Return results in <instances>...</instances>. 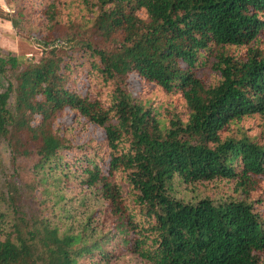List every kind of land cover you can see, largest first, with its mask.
<instances>
[{"label": "trees", "instance_id": "16d2710c", "mask_svg": "<svg viewBox=\"0 0 264 264\" xmlns=\"http://www.w3.org/2000/svg\"><path fill=\"white\" fill-rule=\"evenodd\" d=\"M83 1L89 19L70 14L54 35L61 3L52 0L48 34L35 36L39 61L0 48V147L16 174L20 159L33 158L42 183L62 169L90 196L78 227L63 231L28 212L33 184L7 177L0 264H264V123L254 136L242 126L264 119V0ZM6 2L0 18L19 29L24 13ZM133 75L180 94L186 111L163 118L128 86ZM66 113L104 131L75 171L63 163L74 147L57 124ZM176 179L229 183L234 195L179 199ZM61 210L66 222L76 218Z\"/></svg>", "mask_w": 264, "mask_h": 264}, {"label": "rangeland", "instance_id": "374dc122", "mask_svg": "<svg viewBox=\"0 0 264 264\" xmlns=\"http://www.w3.org/2000/svg\"><path fill=\"white\" fill-rule=\"evenodd\" d=\"M15 4L20 7L24 13V18L20 24L19 29H15L12 23L8 20L0 18V48L4 53L12 52L21 57L39 61L42 56V48L36 43L35 36L40 38L48 34V21L46 19V11L52 0H15ZM60 4L61 15L59 27L56 32L66 30V25H70L69 15L74 22L80 23L89 19L88 4L83 0H58ZM94 2L95 0H91ZM89 1V3H91ZM6 0H0V4L7 10ZM14 17H18L13 14ZM202 74L207 79L211 78V72L207 67L201 69ZM86 71H80L81 77ZM93 86H95L93 84ZM137 95L138 99L152 104L159 109L163 118L171 117L175 112H185L186 105L184 99L180 94H165L162 90L153 84H149L139 77L132 76L128 85ZM84 87V86H82ZM264 119L261 117H253L243 121L242 126L248 129L251 135H259L263 130ZM58 126L61 128V134L73 142L74 147L68 152H64L63 163L71 164L69 168L75 171L80 165H74L85 154H91L93 149L86 148V144L91 139L102 138L104 131L94 125L85 122L82 118H76L73 113H66L63 117L57 120ZM234 129V127H232ZM229 134H224V137ZM71 162V163H70ZM79 164V163H78ZM35 159H20L18 161V173L14 171L12 164V155L5 143L0 147V188L5 183L7 177L14 176V180L20 186L24 184H33L34 190L24 191V204L28 208L30 214H41L45 217L51 218L54 224H57L64 231L67 227L73 225L78 227L79 220L82 219L83 207L81 199L88 192L83 191L80 186V180L77 178L66 179L62 169L49 174L47 182L42 183L45 177L43 172L34 168ZM54 178L63 180L61 183H54ZM173 195L179 199L187 201H196L205 197H212L216 200L226 199L228 196L234 195L233 186L229 183H208L197 184L195 186H188L176 179L173 187ZM264 194V181L262 188L259 191ZM258 194L254 196L257 197ZM259 196V195H258ZM63 197V201L57 204V201ZM264 198V197H263ZM67 207L71 213L76 217L74 219L65 220L62 214L61 207ZM264 212V205L259 206ZM6 209V206L4 207ZM43 216V217H44ZM89 262L81 261V264H88ZM115 264H141L136 259L115 261Z\"/></svg>", "mask_w": 264, "mask_h": 264}]
</instances>
